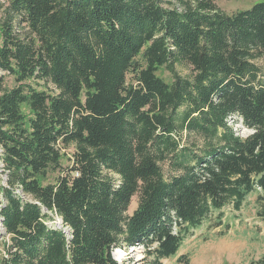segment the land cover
<instances>
[{"label": "trees", "instance_id": "1", "mask_svg": "<svg viewBox=\"0 0 264 264\" xmlns=\"http://www.w3.org/2000/svg\"><path fill=\"white\" fill-rule=\"evenodd\" d=\"M2 6L0 264H120L124 245L163 264L216 211L229 230L223 208L252 193L264 219V0Z\"/></svg>", "mask_w": 264, "mask_h": 264}, {"label": "rangeland", "instance_id": "2", "mask_svg": "<svg viewBox=\"0 0 264 264\" xmlns=\"http://www.w3.org/2000/svg\"><path fill=\"white\" fill-rule=\"evenodd\" d=\"M257 1L259 0H216V3L224 11L233 13L250 8ZM7 2L8 0H0V17L2 5H6ZM167 5L171 6V4ZM256 64L261 70L262 79H264V57L258 58ZM175 68L177 73L182 76L192 73V67L185 63H177ZM158 74L166 80H171V73L165 68H161ZM9 83L12 84L11 79ZM233 124L236 131L244 137L252 132V129L246 127L240 120ZM196 137V135H192L191 139L194 140ZM1 151L0 148V185L6 184ZM72 151V147L64 149L68 157L72 155ZM64 162L68 164L69 160L65 159ZM164 168L167 169L168 166L165 165ZM257 195V193L250 194L239 211L234 210L232 205L223 208V221L224 224H230L229 230H226L224 226L213 227L217 221L218 211H216L200 227L193 229L192 233L183 241L176 255L162 259V263L184 264L178 258L186 254L190 259L189 264H258L257 261L264 256V219L258 215L260 204L257 202ZM137 204L138 197L135 195L128 213H132ZM49 214L52 215L47 220L50 226L61 227L63 225L62 218L56 213L49 211ZM221 229H225V233L220 235ZM4 234L5 229L1 224L0 216V253L3 251ZM113 256L120 264H148L150 260V258L143 260L145 252L142 245L121 246L114 250Z\"/></svg>", "mask_w": 264, "mask_h": 264}, {"label": "water", "instance_id": "3", "mask_svg": "<svg viewBox=\"0 0 264 264\" xmlns=\"http://www.w3.org/2000/svg\"><path fill=\"white\" fill-rule=\"evenodd\" d=\"M1 224H2V220H1Z\"/></svg>", "mask_w": 264, "mask_h": 264}]
</instances>
